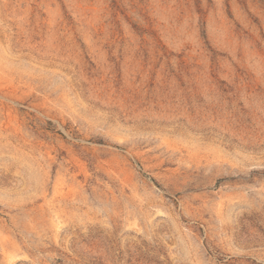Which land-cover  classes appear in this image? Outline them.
<instances>
[{
  "label": "rangeland",
  "instance_id": "obj_1",
  "mask_svg": "<svg viewBox=\"0 0 264 264\" xmlns=\"http://www.w3.org/2000/svg\"><path fill=\"white\" fill-rule=\"evenodd\" d=\"M0 264H264V0H0Z\"/></svg>",
  "mask_w": 264,
  "mask_h": 264
}]
</instances>
